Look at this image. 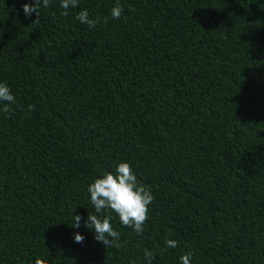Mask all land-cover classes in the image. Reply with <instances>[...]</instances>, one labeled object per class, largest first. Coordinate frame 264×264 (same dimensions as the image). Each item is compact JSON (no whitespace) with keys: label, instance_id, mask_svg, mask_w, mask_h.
Listing matches in <instances>:
<instances>
[{"label":"trees","instance_id":"obj_1","mask_svg":"<svg viewBox=\"0 0 264 264\" xmlns=\"http://www.w3.org/2000/svg\"><path fill=\"white\" fill-rule=\"evenodd\" d=\"M29 2L0 0V264H264V0ZM121 161L154 200L105 248L87 188Z\"/></svg>","mask_w":264,"mask_h":264},{"label":"clouds","instance_id":"obj_2","mask_svg":"<svg viewBox=\"0 0 264 264\" xmlns=\"http://www.w3.org/2000/svg\"><path fill=\"white\" fill-rule=\"evenodd\" d=\"M43 4L47 8L51 0H30L22 6L26 17H30L33 13L39 16V7ZM78 0H60V6L64 9L63 15H68L70 7L75 8ZM123 13L122 6L117 3L111 10L113 18L118 19ZM76 19L82 24H86L89 28H93L97 21L89 17L88 11L81 10ZM16 102L15 96L11 89L5 83H0V111L8 113L9 105ZM35 106L29 105L28 111H34ZM90 194L91 203L94 206L96 214H88L84 221V226L94 231L96 241L103 244L105 248L115 247L121 248L123 244L120 242V233L113 229L111 213H115L119 217V221L126 227H131L137 234H142L145 222L148 219V208L154 200V196L145 185L138 183L132 166L128 162L121 161L115 168L114 172H105L99 178H94L93 182L87 188ZM108 211L109 214L104 213ZM75 212V209H74ZM73 212V213H74ZM82 217L79 214L74 215V228L80 227ZM85 237L78 232L74 234V242L83 243ZM166 248H176L178 242L176 240H166ZM144 257L147 264H151L154 258L153 253L148 249L144 250ZM192 259L191 252H185L180 256L181 264H190ZM35 264H48L43 258L36 259Z\"/></svg>","mask_w":264,"mask_h":264}]
</instances>
